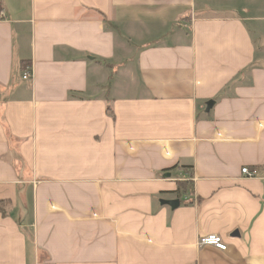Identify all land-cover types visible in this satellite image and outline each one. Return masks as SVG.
Returning a JSON list of instances; mask_svg holds the SVG:
<instances>
[{"label":"crops","instance_id":"obj_1","mask_svg":"<svg viewBox=\"0 0 264 264\" xmlns=\"http://www.w3.org/2000/svg\"><path fill=\"white\" fill-rule=\"evenodd\" d=\"M0 5V264H264V0Z\"/></svg>","mask_w":264,"mask_h":264},{"label":"built area","instance_id":"obj_2","mask_svg":"<svg viewBox=\"0 0 264 264\" xmlns=\"http://www.w3.org/2000/svg\"><path fill=\"white\" fill-rule=\"evenodd\" d=\"M32 73H33L32 66L29 65L27 66L25 70H23L22 77L24 79H30L32 78ZM242 173L248 177H255V176L260 175V171L258 168H251L248 166H244L242 168ZM199 244L200 245H212V246H216L221 249L227 248L226 243L224 242L222 236H220L219 234H208V235L202 236L199 239Z\"/></svg>","mask_w":264,"mask_h":264},{"label":"trees","instance_id":"obj_3","mask_svg":"<svg viewBox=\"0 0 264 264\" xmlns=\"http://www.w3.org/2000/svg\"><path fill=\"white\" fill-rule=\"evenodd\" d=\"M1 10H2V6L0 5V12H1ZM30 64L31 63L27 64L25 61L22 62V69L25 70L27 68V66H29ZM107 110H108L109 113L113 114V109H112V107L110 105H108ZM176 166H178V165H176ZM252 168H257V167H252ZM192 188H193V184L191 182H189V181H184L183 182L181 180H178L177 181V189L174 192L178 193L179 196H180L181 194L186 193L189 190H192ZM6 201L7 200H5V199L0 200V211L2 213H4V214L6 213V211L4 209V205H5ZM182 201H184V200H182ZM186 201H188V200L186 199Z\"/></svg>","mask_w":264,"mask_h":264},{"label":"water","instance_id":"obj_4","mask_svg":"<svg viewBox=\"0 0 264 264\" xmlns=\"http://www.w3.org/2000/svg\"><path fill=\"white\" fill-rule=\"evenodd\" d=\"M162 203L163 204H168V205H170L172 208H177V207H179V205H180V200L179 199H171V200H162Z\"/></svg>","mask_w":264,"mask_h":264}]
</instances>
